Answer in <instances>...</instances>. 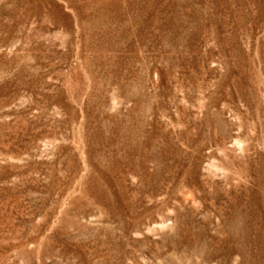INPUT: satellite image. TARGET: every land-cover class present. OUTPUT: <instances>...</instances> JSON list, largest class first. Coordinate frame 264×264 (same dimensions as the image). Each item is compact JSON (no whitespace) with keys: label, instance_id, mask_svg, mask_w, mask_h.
<instances>
[{"label":"rangeland","instance_id":"obj_1","mask_svg":"<svg viewBox=\"0 0 264 264\" xmlns=\"http://www.w3.org/2000/svg\"><path fill=\"white\" fill-rule=\"evenodd\" d=\"M0 264H264V0H0Z\"/></svg>","mask_w":264,"mask_h":264}]
</instances>
